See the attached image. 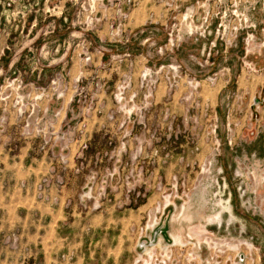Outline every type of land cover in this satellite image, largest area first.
Here are the masks:
<instances>
[{
    "label": "rangeland",
    "instance_id": "rangeland-1",
    "mask_svg": "<svg viewBox=\"0 0 264 264\" xmlns=\"http://www.w3.org/2000/svg\"><path fill=\"white\" fill-rule=\"evenodd\" d=\"M247 1L0 0V146L50 166L39 201L73 170L81 211H120L126 264H264V8Z\"/></svg>",
    "mask_w": 264,
    "mask_h": 264
},
{
    "label": "crops",
    "instance_id": "crops-1",
    "mask_svg": "<svg viewBox=\"0 0 264 264\" xmlns=\"http://www.w3.org/2000/svg\"><path fill=\"white\" fill-rule=\"evenodd\" d=\"M57 1L62 7L71 4V0ZM139 4L154 6L153 0H139ZM73 163L71 160V169ZM49 173L50 166L32 158L24 145L0 146V241L12 233L20 239L17 251L0 252V264L128 263L123 258L126 246L129 252H135L136 246L123 240L127 231L122 229L131 224L121 223L120 211L117 219L116 211H108L106 216L104 211H81L77 196L83 183L73 170L61 192L57 187L51 189L57 203L39 201L34 186ZM134 215L129 212L130 217ZM62 255L74 257L62 261Z\"/></svg>",
    "mask_w": 264,
    "mask_h": 264
},
{
    "label": "built area",
    "instance_id": "built-area-1",
    "mask_svg": "<svg viewBox=\"0 0 264 264\" xmlns=\"http://www.w3.org/2000/svg\"><path fill=\"white\" fill-rule=\"evenodd\" d=\"M249 4H250V1L248 0L247 1ZM260 3H261V7L262 8H264V0H261L260 1ZM252 4V3H251ZM253 9H255V7H253ZM232 12V14H235V11H231ZM263 25H264V21H263V23H262ZM262 32H263V34H264V28L262 29ZM249 37V36H248ZM235 101H240L242 98L239 96V95H236L234 98H233ZM242 101V100H241Z\"/></svg>",
    "mask_w": 264,
    "mask_h": 264
},
{
    "label": "water",
    "instance_id": "water-1",
    "mask_svg": "<svg viewBox=\"0 0 264 264\" xmlns=\"http://www.w3.org/2000/svg\"><path fill=\"white\" fill-rule=\"evenodd\" d=\"M264 93V92H263ZM255 104H260L258 99H255Z\"/></svg>",
    "mask_w": 264,
    "mask_h": 264
}]
</instances>
